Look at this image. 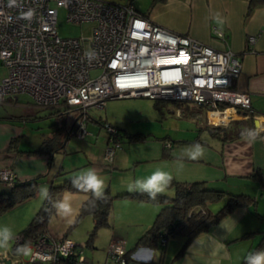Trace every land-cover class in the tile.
Returning <instances> with one entry per match:
<instances>
[{"label":"crops","instance_id":"0c3cea01","mask_svg":"<svg viewBox=\"0 0 264 264\" xmlns=\"http://www.w3.org/2000/svg\"><path fill=\"white\" fill-rule=\"evenodd\" d=\"M111 1L131 3L155 24L190 36L215 50L232 51L241 62L240 72L233 79L232 88L248 94L250 109L254 111L253 122L260 130H264V4L250 6V0ZM215 29H220L223 36H217ZM17 95L13 101L18 100ZM33 106L35 114L41 109L49 110L46 116L54 115L56 121H59L57 124L63 126L59 133L54 120L50 124V131L42 137L43 140L56 136L59 148L52 152H48V149L34 151L42 140L34 148H21L17 144V138L21 134L20 125L13 122L15 120L12 116L0 119V168L11 167L18 180L33 177H38L39 180L48 173L54 154H62L59 168L49 178L48 175L45 176L48 178L45 179V184L62 183L70 176H84L94 178L96 184L92 183L96 192L108 189L113 200L110 224L104 228L112 227L110 243L122 240L125 251L135 247L138 238L152 225L162 207L158 201L122 195L125 192L152 189L172 195L174 190L167 185V179L173 178L181 181L203 180L211 188L230 189L231 193H245L255 198L249 204L235 206L213 228L191 239L182 251L184 238L174 235L168 237L163 246H137L129 253L126 264H242L259 242L260 248L256 254L264 253V202L260 201L264 196V134L225 141L210 135L216 139L213 146L208 142H189L195 138L167 139L152 149L133 153V159H125L118 169L130 172L128 179L111 188V180L104 174L108 169L96 173L90 168L91 161L85 160L87 158L82 157L79 150L68 151L66 147L71 136L69 130L75 126L81 111L76 108L65 111L62 106L40 108L34 102ZM224 108L225 111L231 107ZM71 110H74V118L68 126V113ZM232 110L235 115L228 116L226 121L213 122L209 119L210 115L206 114L207 121L227 125L232 119L248 116L240 112L242 109ZM87 117L93 119L88 114ZM118 129L121 133L120 146L139 145L146 137V133L140 131L122 132ZM87 136L92 139L94 135L89 131L85 137ZM12 140L16 144L11 147ZM255 173L260 174L261 181L253 176ZM99 179L105 184L101 189H97ZM226 201L227 198L223 197L218 201L208 202L206 207L216 212ZM107 257L113 260L110 256ZM11 262L15 264L13 259ZM85 262L93 264L86 257Z\"/></svg>","mask_w":264,"mask_h":264},{"label":"built area","instance_id":"2783aa9c","mask_svg":"<svg viewBox=\"0 0 264 264\" xmlns=\"http://www.w3.org/2000/svg\"><path fill=\"white\" fill-rule=\"evenodd\" d=\"M59 8L65 9L68 21L92 22L90 35L61 36L56 28ZM214 33L223 36L220 29ZM94 69L98 72L92 75ZM240 69L241 62L232 51L215 50L155 24L132 4L0 0V102L24 92L38 106L79 109L70 135L85 137L89 133L86 110L102 108L107 99L116 97L190 100L203 105L208 116L222 113L221 104L248 107V94L232 88ZM108 129L106 158L120 141L117 129ZM14 177L12 168H0L1 180L11 182ZM165 243L161 236L159 245ZM75 245L65 236L52 239L40 234L23 249L31 247L30 261H51L74 253L79 263L87 264ZM125 252L122 240L109 244L108 255L121 264L127 263Z\"/></svg>","mask_w":264,"mask_h":264},{"label":"rangeland","instance_id":"374dc122","mask_svg":"<svg viewBox=\"0 0 264 264\" xmlns=\"http://www.w3.org/2000/svg\"><path fill=\"white\" fill-rule=\"evenodd\" d=\"M110 1L111 0H105ZM122 4V3H121ZM92 22L73 23L66 18V11L58 9L56 28L58 33L64 37L89 36ZM4 72V69H1ZM98 71L92 70L95 75ZM17 101L0 102V119L13 117L16 124H19L21 134L18 136V146L25 149L36 147L42 137L50 131V124L55 120L54 115L46 116L49 110H38L35 114L32 97L24 92L18 93ZM196 108L193 102H178L168 99H156L144 96H125L107 99L102 108L89 107L86 110L91 118L87 117L85 126L94 136L92 139L71 135L66 147L68 151L79 150L81 156L90 160V168L96 173H104L111 180V185L127 180L130 172L119 170L125 159H133L132 154L152 149L153 146L162 142L172 141L174 138H196V136L212 144L216 139L200 129V123L207 119L206 110L198 109L199 113L191 111ZM234 113V112H233ZM35 114V115H33ZM235 115V114H234ZM74 118V110L68 113V126ZM101 118V120H96ZM96 120V121H95ZM219 124V123H216ZM108 126L118 127L122 132L140 131L146 133V137L139 145L120 144L114 146L110 158L105 157L108 146ZM88 131V132H89ZM170 139V140H169ZM212 141V143H211ZM46 175L52 176L62 162V154L55 153ZM110 159V160H109ZM45 175V176H46ZM45 176L40 178L35 185V192L32 196L17 202L7 210L0 212V259H13L15 264H47L46 261H30L32 249L26 246L22 251L12 254L14 237L33 218L44 202L45 194L49 184H45ZM96 184V182H95ZM104 182L97 180V189L104 186ZM11 185L0 180V192L9 190ZM230 192V189H225ZM88 196L84 190H69L63 188L61 197L56 203L55 211L47 221L46 229L52 239L68 237L76 243L75 248L92 261L93 264H120L114 262L108 255V247L111 241V228H99L90 242L88 237L92 230V219L90 214H85L77 222L75 218L82 200ZM264 202V196L260 198ZM109 256V255H108ZM106 258L108 260H106ZM0 264H2L0 262ZM91 264V263H90Z\"/></svg>","mask_w":264,"mask_h":264},{"label":"trees","instance_id":"16d2710c","mask_svg":"<svg viewBox=\"0 0 264 264\" xmlns=\"http://www.w3.org/2000/svg\"><path fill=\"white\" fill-rule=\"evenodd\" d=\"M260 3L264 4V0H250V6ZM12 99L13 98H11L9 101H13ZM187 101L193 102L196 108L200 109V111L202 108L203 110H206L203 105L194 101L180 100L178 102L180 103ZM37 107L54 108L38 105ZM220 107L224 108L225 104H221ZM198 109H193L191 112L197 114L199 113ZM240 109H242L240 112H244L245 115H248L246 118L232 119L227 125L212 124L209 123L207 119H205V121L200 123L199 128L206 130L211 136L220 138L223 141L239 138L242 136L256 137L258 135L264 134V130H260L253 122L254 111L250 109V105ZM64 110L67 111L70 110V108L64 107ZM57 123L58 122L55 123L58 126L57 131L60 133V130L63 128V126L58 125ZM116 129L120 136V130L118 128ZM65 135L66 134H64V137ZM129 136H132V134ZM56 140V136L52 138L46 137L42 140L41 145L34 151L41 152L45 149H48V152H52L59 148V144H57ZM189 142L202 143L203 141L196 137ZM15 144L16 141L12 140L10 146L12 147ZM26 152L32 151L26 150ZM253 176H255V178H257L259 181L262 180L260 174L258 173L253 174ZM37 182L38 177L25 180H18L16 177H14L13 181L8 182L11 185L10 189L0 192V212L7 210L17 202L32 196L35 192V185ZM167 185L173 188L174 192L172 195H167L152 189H141L133 192H125L122 194L125 196L141 198L150 201H158L162 204V207L156 214L152 225L138 238L135 247L125 252L127 259L129 257V253L139 245H146L150 247L158 246L161 236L165 237L166 240L170 236H182L184 238V244L181 248L182 251V249H184L191 239H193L199 233L209 231L217 223H219L235 206L249 204L255 201L253 196L245 193H231L222 189L211 188L207 186L203 180L181 181L169 178L167 179ZM65 187L69 190H84L88 193V196L80 204L75 218V222H77L85 214L91 215L93 226L87 242H90L93 239L99 228L109 226V215L113 200V196L110 194L109 190L105 189L101 192H96L93 183L91 182V178L84 176H70L65 178L62 183L56 184L52 182L49 184L45 200L40 206V209L34 214L30 222L14 237L12 254L15 255L18 251H22L25 244L34 240L37 235L48 234L46 229L47 221L51 214L55 211L56 203L61 197L62 189ZM223 197H226L227 201L218 211L213 212L206 207L208 202L218 201ZM19 236L20 241L16 240ZM259 243L254 246L247 257L244 258L242 264H249V258L255 256L256 252L260 248ZM46 263L81 264L78 262L77 256L74 253L66 256H60L58 259L46 261Z\"/></svg>","mask_w":264,"mask_h":264},{"label":"bare ground","instance_id":"6f19581e","mask_svg":"<svg viewBox=\"0 0 264 264\" xmlns=\"http://www.w3.org/2000/svg\"><path fill=\"white\" fill-rule=\"evenodd\" d=\"M228 116H234L232 108H227L223 113L212 112L209 119L213 122L226 121Z\"/></svg>","mask_w":264,"mask_h":264},{"label":"clouds","instance_id":"9594fccd","mask_svg":"<svg viewBox=\"0 0 264 264\" xmlns=\"http://www.w3.org/2000/svg\"><path fill=\"white\" fill-rule=\"evenodd\" d=\"M91 182H95L94 178L91 179ZM249 264H264V253H257L255 256L250 257Z\"/></svg>","mask_w":264,"mask_h":264},{"label":"water","instance_id":"95a60500","mask_svg":"<svg viewBox=\"0 0 264 264\" xmlns=\"http://www.w3.org/2000/svg\"><path fill=\"white\" fill-rule=\"evenodd\" d=\"M0 262L2 264H12L11 259H5V258H3V259H0Z\"/></svg>","mask_w":264,"mask_h":264},{"label":"snow or ice","instance_id":"6c2138e0","mask_svg":"<svg viewBox=\"0 0 264 264\" xmlns=\"http://www.w3.org/2000/svg\"><path fill=\"white\" fill-rule=\"evenodd\" d=\"M137 27H141V25H137Z\"/></svg>","mask_w":264,"mask_h":264}]
</instances>
